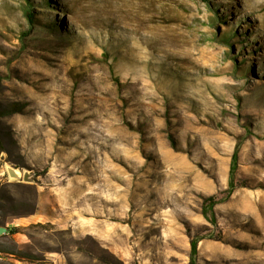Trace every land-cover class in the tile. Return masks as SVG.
Segmentation results:
<instances>
[{
	"label": "rangeland",
	"instance_id": "1",
	"mask_svg": "<svg viewBox=\"0 0 264 264\" xmlns=\"http://www.w3.org/2000/svg\"><path fill=\"white\" fill-rule=\"evenodd\" d=\"M0 228V264H264V0H0Z\"/></svg>",
	"mask_w": 264,
	"mask_h": 264
},
{
	"label": "trees",
	"instance_id": "2",
	"mask_svg": "<svg viewBox=\"0 0 264 264\" xmlns=\"http://www.w3.org/2000/svg\"><path fill=\"white\" fill-rule=\"evenodd\" d=\"M28 12L26 13V16L27 18L31 19L34 23V15H33V9L31 10V8L29 7L28 8ZM226 40V37L224 38ZM236 158H237V155L234 154V160L236 161ZM235 171H236V162H234V165L232 166V170H231V179H230V186L232 187L233 189V177H234V174H235ZM209 201L211 202V205H214L215 202H213V198L209 199ZM191 250H192V256L193 255H196L197 253V243L196 242H193L191 244Z\"/></svg>",
	"mask_w": 264,
	"mask_h": 264
},
{
	"label": "water",
	"instance_id": "3",
	"mask_svg": "<svg viewBox=\"0 0 264 264\" xmlns=\"http://www.w3.org/2000/svg\"><path fill=\"white\" fill-rule=\"evenodd\" d=\"M29 10H27V12H28ZM26 12V13H27ZM27 17V16H26ZM28 19V21L32 24L33 23V21L31 20V19H29V18H27ZM6 174H7V176H8V179H12V178H14V177H16V174H15V168H13V167H10V168H6ZM19 180H23V181H25V182H30V177H29V174L28 173H24L23 174V177L21 178V179H19ZM6 231V229H4V228H0V233H2V232H5Z\"/></svg>",
	"mask_w": 264,
	"mask_h": 264
},
{
	"label": "bare ground",
	"instance_id": "4",
	"mask_svg": "<svg viewBox=\"0 0 264 264\" xmlns=\"http://www.w3.org/2000/svg\"><path fill=\"white\" fill-rule=\"evenodd\" d=\"M11 166H7L6 168H10ZM16 177L12 178L11 180H19L23 177V173H21L19 170L15 169ZM229 205V204H228Z\"/></svg>",
	"mask_w": 264,
	"mask_h": 264
}]
</instances>
